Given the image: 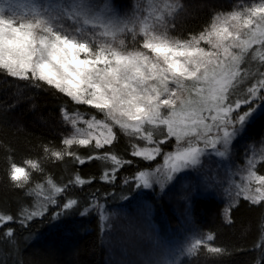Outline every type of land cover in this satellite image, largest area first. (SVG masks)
<instances>
[{
  "label": "snow or ice",
  "instance_id": "1",
  "mask_svg": "<svg viewBox=\"0 0 264 264\" xmlns=\"http://www.w3.org/2000/svg\"><path fill=\"white\" fill-rule=\"evenodd\" d=\"M201 6L208 18L190 27L183 23L189 0H149L146 6L143 0L127 6L115 0H0V74L59 98L53 138L34 137L22 163L16 144L0 142L7 179L27 198L15 210L0 211V239L15 247L18 231L43 218L72 233L76 215L95 210L107 219L101 199L132 205L162 197L181 182L186 213L199 190L219 192L226 182V224L242 207L264 210V136L258 150L245 147L242 167H231L238 142L264 126V0H245L231 10ZM124 137L131 152L110 155ZM80 147L85 158L76 154ZM96 150L103 155H92ZM157 157L163 164L154 169L143 164ZM69 160L110 164L99 176L73 173L58 186L50 174ZM213 161L225 167V179L208 166ZM94 182L117 191L83 195ZM214 241L211 232L196 229L185 247L162 248L146 264H180L179 256L201 248L214 256L235 251L209 247ZM259 247L253 264H264V231Z\"/></svg>",
  "mask_w": 264,
  "mask_h": 264
},
{
  "label": "trees",
  "instance_id": "2",
  "mask_svg": "<svg viewBox=\"0 0 264 264\" xmlns=\"http://www.w3.org/2000/svg\"><path fill=\"white\" fill-rule=\"evenodd\" d=\"M115 2L127 6L135 4L137 0ZM205 2L222 6V10H231V5L245 0H189L190 14L183 18L185 26L198 27L208 18L209 9L201 6ZM143 3L146 6L149 0H143ZM126 42H130V38H126ZM58 103L59 98L34 92L22 82L0 74V142L16 144L21 149L17 156L19 162L27 159L23 148L29 146L30 142L35 143L34 137L45 134L49 139L53 138L51 129L56 126ZM78 110L85 112L87 108ZM17 126H21L23 131L18 132ZM262 136L264 126L258 124L251 129L247 139H242L243 144L238 142L232 171L244 165L243 154L246 146L255 147L257 150L260 148L257 142ZM56 143L59 141H53V144ZM125 148L129 153L132 150L128 137H124L118 146L112 147L109 154H116L119 158ZM76 154L85 158L84 147H80ZM92 155L101 156L103 151L96 150ZM102 163L103 160H94L79 165L69 160L53 169L50 175L59 186L61 182H67L73 173H78L82 179L99 176L104 170ZM135 163L140 164L141 159L135 158ZM157 163L163 164V160L157 157L154 162L143 161L144 165H151L152 169ZM5 168L4 152L0 150V211L5 208L12 211L27 198L11 187ZM123 175L130 176L131 173L125 172ZM183 183L162 197L147 198L132 205L120 200L101 199L99 202L106 209L103 215L107 219L102 221L101 214L95 210L83 217L76 215L73 218L76 231L72 233L63 228L52 227L56 222L50 223L47 218H43L32 223L29 230L18 231L15 247L0 239V261H6V264H146L162 248L175 251L185 247L193 231L199 229L215 236V241L209 247H228L230 251L233 248L235 251L230 255L214 256L201 248L194 254L179 256L180 264H253L262 251L259 244L264 231L261 226L264 210L258 206L242 207L231 218L233 224L228 225L222 219L226 201L218 199L214 190L201 189L200 194L194 197L191 213H186L187 206L180 199ZM97 190L99 193L117 191L94 182L91 187L84 186L83 195L95 193ZM156 190L158 192L159 188ZM0 231L3 229L0 228Z\"/></svg>",
  "mask_w": 264,
  "mask_h": 264
},
{
  "label": "rangeland",
  "instance_id": "3",
  "mask_svg": "<svg viewBox=\"0 0 264 264\" xmlns=\"http://www.w3.org/2000/svg\"><path fill=\"white\" fill-rule=\"evenodd\" d=\"M80 112H82V111H80ZM86 112L87 111L82 112V113H86ZM83 118H87V116L85 115ZM97 119H103V118L101 116H97ZM81 126H83V125L82 124H78L77 125V127H81ZM245 138L246 137H244L242 139H245ZM242 139L239 142H241L243 144ZM138 143H139V145L145 146V147H151L152 146V145L148 144L147 142L145 143V142H140L139 141ZM102 164H103V168L105 170L106 166L108 164H110V161H103ZM208 166L213 169L214 173H218V178L219 179H225L226 178L227 172H226V169H225V167L223 165L217 164V163H215L213 161ZM240 175H244V173H240L239 175H237L236 177H234L236 183H240V179H239V176ZM228 187H229V184L227 182L224 183L223 188L219 192L216 193L218 199L223 200V201H227L228 197H227V192L225 191V189H228ZM204 192L206 193V191H204ZM44 195H47V192H45Z\"/></svg>",
  "mask_w": 264,
  "mask_h": 264
}]
</instances>
